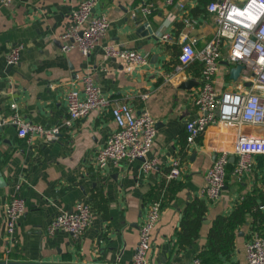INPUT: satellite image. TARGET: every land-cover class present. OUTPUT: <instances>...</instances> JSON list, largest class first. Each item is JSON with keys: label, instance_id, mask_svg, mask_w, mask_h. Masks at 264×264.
Instances as JSON below:
<instances>
[{"label": "crops", "instance_id": "1", "mask_svg": "<svg viewBox=\"0 0 264 264\" xmlns=\"http://www.w3.org/2000/svg\"><path fill=\"white\" fill-rule=\"evenodd\" d=\"M80 1L0 3V118L10 116V105L15 103L23 122L57 126L66 118V93L77 91L82 96V83L75 75L89 74L111 100L127 102L136 114L148 111L157 123L156 137L145 159L109 163L98 170L94 155L116 129L107 111L91 112L46 144L28 142L17 136L16 127L5 126L0 132V264H130L147 206L159 199L163 211L152 232L148 264H190L196 258L203 264H245L251 213L237 231L234 249L218 263L210 254L204 256L207 232L217 216L229 215L242 202L251 204L252 213L264 216V155L253 156L252 169L240 179L232 175L236 158L230 162L215 202L206 201L201 193L204 174L218 153L232 152L239 134L261 136V127L211 125L193 144L186 142V122L198 115L193 100L201 64L196 61L178 69L177 55L183 38L196 51L213 38L215 24L206 11L213 0H182L185 14L165 6L164 0H98L93 15L105 14L109 26L100 45L87 56L76 49L61 52L70 11ZM142 2L153 6L146 17L137 11ZM184 15L195 25L186 26ZM149 27L152 35L147 33ZM157 32L170 39L160 40ZM19 44L23 46L20 60L9 67L6 56ZM107 44L148 54L149 62L127 72L123 62L104 56L102 47ZM225 54L222 48L215 91L233 90L238 83L249 88L253 72L243 68L233 80L230 69L235 66ZM188 81L194 85L182 89ZM260 95L264 97V92ZM175 159L180 175L169 180ZM144 161H154L152 169L144 172ZM15 194L23 199L25 211L18 220L17 242L5 256L9 242L4 237L3 205ZM196 199L204 201L207 210L198 237L184 244L179 242L183 212ZM78 203H87L92 210V224L84 234L78 240L62 231L47 236V223ZM258 231L264 238V228Z\"/></svg>", "mask_w": 264, "mask_h": 264}, {"label": "built area", "instance_id": "2", "mask_svg": "<svg viewBox=\"0 0 264 264\" xmlns=\"http://www.w3.org/2000/svg\"><path fill=\"white\" fill-rule=\"evenodd\" d=\"M14 0H0L7 6ZM98 0H81L70 11L69 24L61 39V52L78 50L83 56L89 55L100 45L109 22L105 14L93 15ZM164 5L174 7L186 13L182 0H164ZM152 4L140 3L137 11L146 17L151 14ZM215 24L213 38L199 51L185 38L181 41L177 55L178 69L193 62L201 64L199 84L193 103L198 115L186 122V142L193 144L211 125L239 127L252 125L261 127L259 137H247L239 134L234 140L232 152L223 150L218 153L204 174L202 196L208 202H215L225 184L226 169L230 157L236 158L232 175L237 179L252 169V157L264 155V0H213L206 6ZM186 26L195 25V21L184 15ZM157 37L166 42L167 34L157 32ZM222 48L226 49V60L234 66L241 65L254 74L253 84L245 89L238 83L233 90L217 93L214 89V77L219 69ZM104 56L125 64L127 72L147 66L148 54L128 50L114 44L103 45ZM22 45H14L6 56V64L15 66L21 57ZM82 83V96L77 91L65 95L66 118L54 127L23 122L12 103V114L0 118V132L7 126L17 128V136L22 139L46 144L58 138L62 128H69L74 122L87 117L93 111H107L116 126L109 134L104 145L94 155L93 163L98 170L109 163H130L145 159L150 152L157 133V123L146 110L136 114L125 101H114L106 96L88 74L75 75ZM144 95L142 98H146ZM154 161H144V172L152 169ZM180 175L179 160H172L167 179ZM16 186V190L19 189ZM25 211L23 199L15 194L3 205L4 237L9 242L5 251L7 256L13 244L17 242L15 233L19 218ZM163 211L162 199L148 204L144 218L138 229V241L130 264H148L147 258L152 247V232L159 222ZM92 224V210L87 203H78L71 212H61L53 217L46 226L47 236L62 231L78 240ZM190 264H203L199 258ZM245 264H264V238L259 232L252 231L245 247Z\"/></svg>", "mask_w": 264, "mask_h": 264}, {"label": "trees", "instance_id": "3", "mask_svg": "<svg viewBox=\"0 0 264 264\" xmlns=\"http://www.w3.org/2000/svg\"><path fill=\"white\" fill-rule=\"evenodd\" d=\"M251 209V204L242 202L229 215L217 216L207 232V251L204 256L210 254L212 262H216L219 257H227L234 249L237 231L246 223L248 213H251L253 217V223L250 226L251 231L259 232L261 226L264 228V216L259 213L258 215L252 213ZM206 210V204L202 200L196 199L186 205L180 224L179 242L190 244L192 239L198 237V231Z\"/></svg>", "mask_w": 264, "mask_h": 264}, {"label": "water", "instance_id": "4", "mask_svg": "<svg viewBox=\"0 0 264 264\" xmlns=\"http://www.w3.org/2000/svg\"><path fill=\"white\" fill-rule=\"evenodd\" d=\"M143 26L146 27L147 24L145 23ZM142 28H143V27H142ZM147 33L150 34V35H152V29H151L150 27L147 29ZM242 69H243V66H241V65H237V66L231 68V69H230V77H231L233 80H237V78H238V76H239V74H240V72H241ZM193 85H194V83L188 81V82H186L185 84H183V85L181 86V88H182V89H188V88H190V87L193 86ZM229 161H230V162H233V161H234V158H233V157H230V160H229ZM71 211H72V210H71ZM71 211H70V212H71ZM238 235H239V236H242V233L239 232Z\"/></svg>", "mask_w": 264, "mask_h": 264}]
</instances>
